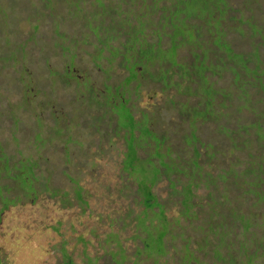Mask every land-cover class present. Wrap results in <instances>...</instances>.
<instances>
[{"label": "trees", "instance_id": "trees-1", "mask_svg": "<svg viewBox=\"0 0 264 264\" xmlns=\"http://www.w3.org/2000/svg\"><path fill=\"white\" fill-rule=\"evenodd\" d=\"M64 2L68 7V1ZM79 3H73L66 14L82 19V26L88 29L82 33L83 41L87 36L93 38L88 43L93 46L90 61L100 77L92 80L85 69L76 66L74 47L64 42L63 37L60 42L56 38L54 41L63 58V68L52 71L48 77L51 89L57 81L75 85L69 91L67 106L78 116L69 109L62 113L51 110L48 118L39 115L43 108L52 107L49 97L55 89L47 92L44 88L41 91L46 94L44 100H37L34 86L27 81L30 77L27 69L13 68L19 54L16 46L21 45L20 54L24 56L26 42L18 43L8 34L0 40L9 47L0 55L3 67L9 65L16 72L13 79L5 81L20 94L17 105L0 108V122L9 119L16 130L27 124L18 111L37 109L38 113L28 117V121H33L29 127L35 150L55 148L63 154L57 160L46 156L47 166L42 169L39 153L36 157L24 156L18 143L13 151H7L0 139L5 163L21 166L19 162H24L29 167L32 164L30 177L27 169L13 177L14 171L2 169L0 160V218L10 205L23 202L24 198L34 200L43 192L67 198L68 193L54 180L65 175L71 184L78 182L66 169L67 163L72 162L66 144L73 142L82 147L83 141L73 140L70 131L77 129L81 136L84 127L93 128L90 134L98 133V138L110 136L123 144V187L126 193L131 192L132 204L140 208L135 213L129 206L119 221L126 227L125 221L132 220L135 213L137 223L131 237L141 246L135 245L127 254L118 233L108 232L99 247L107 258L106 264L125 261L141 264V259H151L149 264H178L186 251L192 255V264H264V213L255 214L257 207H253L261 204L264 209V0H80ZM88 5L90 10L84 13ZM44 6L47 7L46 1ZM5 15L0 7V17ZM49 15L57 36L58 15L51 10ZM36 28L37 25L33 26ZM5 30L0 25V31ZM33 34L28 35L32 38ZM117 69L126 71L125 75L110 81L111 73ZM145 82L152 83L161 93L152 110L138 104ZM7 96L0 93V104ZM120 105L124 111L122 126ZM86 112L93 113V123L81 118ZM238 112L240 117L234 118ZM170 115L177 120L178 127L185 126L187 130L176 135L158 130L163 128L161 121ZM101 126L106 129L103 131ZM150 134L162 142L156 151L162 154L169 150L175 159L170 164L163 161L154 178L146 181L142 179L144 170L139 172L135 168L144 160L145 151L153 149L152 143L144 144L141 139ZM173 138L179 139L182 147L173 146ZM236 151L245 152L246 157L234 156ZM222 158H226L225 165L215 162ZM144 165L147 171L151 170V164ZM163 180L170 191L169 197L161 199L154 188ZM202 187L206 189L205 203L196 201L195 190ZM72 192L85 208L83 187L73 184ZM177 195L180 206L173 200ZM172 204L176 205V214L167 213ZM187 228L190 230L186 231ZM156 230L162 233L150 243L148 237ZM191 230L196 233L194 238L189 234ZM143 249L145 252L140 256ZM97 253L87 256L86 264L90 261L101 264ZM63 262L76 264L66 251ZM0 264L5 263L0 259Z\"/></svg>", "mask_w": 264, "mask_h": 264}, {"label": "rangeland", "instance_id": "rangeland-1", "mask_svg": "<svg viewBox=\"0 0 264 264\" xmlns=\"http://www.w3.org/2000/svg\"><path fill=\"white\" fill-rule=\"evenodd\" d=\"M45 1L47 2V7L44 6ZM67 1L69 3L68 7H66L67 5L64 0H0V7L3 9L4 14L7 15L4 18L0 17V25H4L6 29L4 32L0 31V40L8 34L12 36V39L15 38L18 43L26 42L24 46L26 53L24 56L20 54L21 45L16 46L19 54H17V62L13 68L18 70L27 69L30 75L27 81L34 86V89H32L34 90L33 95L37 100H44L46 94L44 95L45 92L41 93L44 88L47 92L55 89L49 97L52 101L51 108L47 106L40 113L33 107L27 110L22 108L18 111V115L25 118L27 124L14 130L12 122L9 119L1 121L0 139L7 151H13L11 149L14 147V144L18 143V149L24 156L36 157L39 153L42 157L39 159L42 163V169L47 166L44 160L46 156L57 160L56 158L63 154L55 148H51L49 151L45 147H39L38 150H35L30 139L31 130L29 127L33 121H28V117L33 116L32 114L35 112L48 118L51 110L62 113L67 109H69L72 115L78 116L76 111L70 106L69 108L67 106V101L70 98L69 91L74 90L75 85L72 83L71 85H64L60 81H57L53 85V89L48 85L50 81L48 77L51 76L52 71H59L63 68V58L55 47V38L57 42H60V37H63L65 39L64 42L73 45L74 54L76 55V66L85 69L92 80L100 77L99 71L90 61L89 52H91L93 46L88 43L93 41V38L87 36V40L83 41L82 38L84 36L82 33L87 32L88 29L82 26V19H76L66 14L70 8H73L72 4L75 2L79 3L80 0ZM90 8V5H88L84 13L90 10ZM50 10L58 15L57 20L60 22L59 25L57 22V32L59 34L57 36L54 35L55 31L53 32V20H51L52 17L49 15ZM36 25L37 28L33 29V26ZM6 31L7 33H5ZM32 32L34 34L31 38L28 34L30 33L32 35ZM119 40L117 39V41ZM8 50V45L0 42V55L2 52H7ZM71 58L72 56L69 57V59ZM6 62L9 64L7 60ZM106 65V62H104L103 66L105 67ZM13 68L9 65L3 67V62L0 60V93L9 96V99L7 96L3 100L0 108L8 104L13 105L16 103L17 105V101L20 100V94L17 89H13L5 81L9 78L13 79V76L16 75ZM125 73L126 71L124 72L121 69L115 70L114 73H111L112 77L110 81L115 77H122ZM84 84L87 85V83ZM4 86L9 91H6ZM38 92L39 94H37ZM160 97L161 93L155 86L152 83L145 82L141 89L140 97L138 98V104L141 108L148 106L150 108L149 110H152L158 105ZM28 99L30 100L31 96ZM119 111L121 116L119 125L122 126L124 123L123 105H120ZM239 113L234 114V118L238 119L240 117ZM80 116L82 119H89L92 122V112H86ZM157 116L159 115L157 114ZM210 125L213 126L214 124L210 123ZM161 126L163 128H159L158 130L165 129L168 133L172 131L175 135L176 132L181 134L185 129L187 130L185 126L178 127L177 120L172 119L171 115L161 121ZM101 127L103 131L106 129V126ZM84 128L85 130L81 136L78 135L77 129L70 131L73 140L78 138L83 141L82 147L77 146L73 142L66 144L72 157V162L67 163L66 169L78 182L73 181L71 184L65 175L60 176V179L54 180L58 187H62V190L68 193L67 198L62 197L63 199H59L58 197H52L48 192H43L34 200L24 198L23 202L21 201L10 205L2 212L0 218V259L3 263L64 264L63 252L66 251L72 255L76 264H86L87 256L93 257L97 252L100 255V263L106 264L107 258L106 256H102L103 250L99 249V247L104 243L107 233L110 231H116L121 237L127 254L132 252L135 245L141 246V243L137 239L133 240L131 237L134 235L135 223H137V218L135 219L134 214L138 213L140 208L134 203L132 204L131 192L126 193V188L123 187L125 184L121 165L123 144L114 138L111 139L110 136L98 138V133H89V131L94 130L93 128L90 130H87L86 127ZM156 137L150 134L146 138L144 136L141 138L142 140L144 139V144H153V149L151 151H145V157L142 156L144 160L135 168L139 172L142 169L144 170L142 172V179L146 181H151L154 178L156 168L163 166V161L170 164L175 159L174 155L169 150H166L167 148H164V151H166L162 154L156 151V147L162 143ZM5 140H7V144ZM187 142H190L189 138H187ZM172 144L176 148L182 147L180 140L176 138H173ZM208 150L210 151V149ZM234 156L245 158L246 153L236 151L234 152ZM3 157L5 158V154L0 153L2 169L8 172L11 170L14 171V174H12L13 177L17 176L16 173L18 171L24 172L27 169L26 174L30 177L31 163L30 167L24 165V162H19L21 166H17L16 163L7 164L3 161ZM232 158L235 159L233 156ZM225 161L226 158H222L215 162L219 165H225ZM146 163L152 165L150 171L146 170L147 168L144 165ZM21 175L22 173L18 175V180L21 178ZM73 184H79V186L83 187V197L87 201L85 208L75 198L72 192ZM166 184L167 182L163 180L154 188V192L161 199L169 197L170 188ZM27 185L29 186V184ZM205 192V187L195 190V195L198 197L196 201L205 203ZM173 200L178 203L179 195L175 196ZM172 205V208L169 207L167 211L168 214H176V205ZM129 206L134 208L135 213L131 216L132 220L128 219L125 221L128 224L124 227L119 219L125 217ZM253 207H257L254 211L255 214L264 213L261 204ZM146 213L144 212L145 215ZM158 213L161 214V209H159ZM155 216L159 217L158 215ZM141 218L146 222L144 215H141ZM188 230L190 228L186 229V231ZM161 233L162 230H156L151 233L148 237L150 243L154 242ZM189 234L193 238L196 236V233L192 232V230ZM170 235L173 236L174 233H170ZM143 252H145L144 249L140 250L141 254ZM150 252L151 250H149ZM181 255L178 264L193 263L194 260H191L192 255L190 252L188 253L186 251ZM140 256H143V254ZM150 260L141 259L139 263L149 264ZM138 261L139 258L137 255L136 262ZM87 264H93V262L90 261ZM123 264L131 263L130 261H125Z\"/></svg>", "mask_w": 264, "mask_h": 264}]
</instances>
